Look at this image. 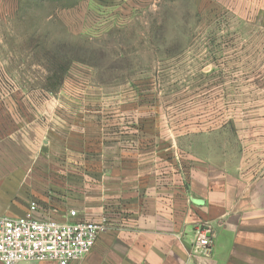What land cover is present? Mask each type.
<instances>
[{
	"label": "rangeland",
	"instance_id": "rangeland-1",
	"mask_svg": "<svg viewBox=\"0 0 264 264\" xmlns=\"http://www.w3.org/2000/svg\"><path fill=\"white\" fill-rule=\"evenodd\" d=\"M60 104L263 172L264 0H0L4 153L71 206L75 165L39 157Z\"/></svg>",
	"mask_w": 264,
	"mask_h": 264
},
{
	"label": "crops",
	"instance_id": "crops-1",
	"mask_svg": "<svg viewBox=\"0 0 264 264\" xmlns=\"http://www.w3.org/2000/svg\"><path fill=\"white\" fill-rule=\"evenodd\" d=\"M86 109L72 119L57 112L60 133H46L39 155L75 165L71 206L43 197L37 162L4 153L0 138V218L24 216L36 203L38 217L59 223L106 219L92 252L70 264H264V171L231 167L209 151L180 159L159 144L162 135L133 133L127 123L112 133L101 111ZM200 227L211 231L207 256L193 252Z\"/></svg>",
	"mask_w": 264,
	"mask_h": 264
},
{
	"label": "built area",
	"instance_id": "built-area-1",
	"mask_svg": "<svg viewBox=\"0 0 264 264\" xmlns=\"http://www.w3.org/2000/svg\"><path fill=\"white\" fill-rule=\"evenodd\" d=\"M39 208L32 203L21 217L0 218V263L70 264L88 256L100 236L109 229L106 219L59 223L38 217ZM77 212L72 210L71 217ZM210 229L200 227L196 232L193 252L209 255L212 241Z\"/></svg>",
	"mask_w": 264,
	"mask_h": 264
}]
</instances>
